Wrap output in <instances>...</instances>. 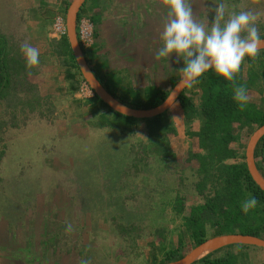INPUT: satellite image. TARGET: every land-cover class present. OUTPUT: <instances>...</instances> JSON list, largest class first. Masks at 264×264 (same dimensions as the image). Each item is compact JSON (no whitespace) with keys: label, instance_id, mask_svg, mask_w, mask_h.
I'll use <instances>...</instances> for the list:
<instances>
[{"label":"crops","instance_id":"crops-1","mask_svg":"<svg viewBox=\"0 0 264 264\" xmlns=\"http://www.w3.org/2000/svg\"><path fill=\"white\" fill-rule=\"evenodd\" d=\"M6 1V6L3 9L11 16L6 17L5 24L9 28L21 32L24 42L27 41L39 48V58L46 62L45 70L39 75V77H44L43 89L48 91L47 94L57 98L61 104V109L58 107L59 113L66 117L65 120L62 116L55 118L54 127H51L50 134L55 136L54 141H58L61 151L56 158V163H53L54 169L61 167L59 159L63 156L60 154L68 153L63 144L71 145L68 150L72 146L78 145L77 157L70 155L67 158L73 162L81 158V142H89L96 147V149L94 147L93 150H89L92 151V157L96 160L95 165L101 160L103 163L101 166L105 167L103 160L99 158V147L101 148L102 143L106 141L111 143L118 138L125 139L124 129L115 127L119 125L113 114L106 109H102L96 114L90 112L92 106L89 103L94 99L93 91L81 79L79 83L74 84L77 89L73 90L72 82L65 79V68L60 58L55 56L52 51L55 41L62 38L53 34L54 24L59 18L66 22L68 12L66 9L67 7L69 9L74 0ZM123 1L125 0H86L79 11L81 19L92 22L95 29L93 43L90 47H84L86 51L84 56L90 60V68L99 71L102 76L106 75L108 71L117 72L132 85H140L142 82V89L151 86L159 88L160 81L163 79H168L169 83H172L175 69L173 65L177 64V61L174 62L172 59L175 54L169 60L155 58V53L161 46L159 37L166 20V10L159 6V0H135V2L127 0L129 6L125 8L122 5ZM89 2L91 3L88 4ZM132 2L133 6H137V9L131 7ZM180 63L183 61L181 60ZM245 68L257 73L260 71L256 67L253 69L244 66L240 73ZM242 78L247 80L248 76L242 75ZM47 81L52 85L44 88ZM202 93L201 87L190 89V96H192L198 111L202 103ZM259 95V102H256V99H251L250 96L249 102L258 108H264V93L260 92ZM74 108L76 109L74 110ZM103 114L112 123L111 125L107 122L98 124L99 116ZM166 114H168L167 122L173 125L177 132L176 136L170 137L171 147L177 156L182 158L188 152L206 156L207 153L200 149L199 140L190 136L191 133L200 130L202 119L196 116L192 120H186L180 103H175ZM135 128H138V141H145L147 139L145 123L139 122L131 130ZM233 133L236 136V141L230 147L236 152V158L229 160L228 163H242L244 154L246 158L248 146L246 139L249 136V129L241 130L239 124H235ZM126 144V149H129L131 145L127 142ZM62 151L64 152L62 153ZM258 152L255 164L260 175L264 178V153L260 149ZM102 171L104 172L105 169ZM123 173L117 181V189L113 187L112 191H109L108 183H104L100 179L98 192L92 194V205L85 204L80 208L76 207V212H73L72 208L76 204L77 198L64 187L54 188L53 194H50L47 199L39 195L38 212L33 214L26 224H18L13 231H9L8 224H0V264H79L81 259L89 260L90 264H158L165 252L177 247L184 231V217L190 208L197 204V201L188 198L184 213L178 214L175 211L177 204L175 193L164 196L157 195L156 192L150 190L154 186V181L151 178L152 182L149 181L148 185L139 183L142 180L141 177L148 175L132 178L134 189H129L130 184H128L127 190H121L120 181L123 178ZM100 176L102 177V175ZM100 176L99 178H101ZM139 190L144 191V204L139 201ZM125 191L133 193L130 200L125 199L130 194L125 195ZM111 192H114V196L122 197L120 202L122 207L125 205L136 208L144 205L145 208H148L149 212L145 213L146 215H143V218L138 221L140 224H149V228L144 232L150 235L145 251L133 245L130 242L133 240L131 237L126 238L130 243L126 242L118 229L115 230V234L109 232V222L113 223L116 216H98V213L94 216L99 206L107 205L106 202L114 200V196H109ZM139 215L141 213L136 214L138 217ZM118 221L121 222V219ZM154 221L161 222V226L165 228L161 230L164 233L168 232L159 242H155L151 236L152 233L156 237L155 232L157 228H160L156 227ZM174 222L178 225H174ZM69 223L73 226L71 233L66 232ZM58 225H60V230ZM138 244L140 246L142 243L139 241ZM250 252L255 256L254 259L258 258L253 263L264 264V251Z\"/></svg>","mask_w":264,"mask_h":264},{"label":"trees","instance_id":"trees-1","mask_svg":"<svg viewBox=\"0 0 264 264\" xmlns=\"http://www.w3.org/2000/svg\"><path fill=\"white\" fill-rule=\"evenodd\" d=\"M80 19L79 13L77 22ZM260 37L262 39L264 35ZM81 49L85 55L86 51L82 45ZM10 50L8 37L0 33V103L13 90L16 83L15 77L26 72L25 59L11 57ZM52 51L60 58L65 68V79L71 81L72 89L76 90L74 84L79 83L80 79L83 82L85 80L75 60L67 34L55 41ZM86 59L89 64L90 60L87 57ZM246 63L252 64L253 69L259 66L260 70L259 73L250 72L247 80L242 78L240 72L237 74L235 83L246 86L248 92L260 78L259 76L264 75V50L260 51L255 61L246 59ZM92 71L112 97L134 110L147 111L157 108L170 95V92L163 91L156 86L136 89L117 72L108 71L102 76L99 71L95 69ZM176 84L177 82L173 80L172 90ZM200 87L203 93L198 111L190 96V89ZM217 87H219L218 91ZM233 96L232 83L223 81L211 71L205 73L199 79L198 84L191 88L187 87L180 95L176 103H180L186 120H192L196 116L202 119L200 130L191 133L190 136L196 137L199 140L200 149L207 153L206 156H202L188 152L183 157L185 161L188 164L196 163V166L190 165L189 169H183L180 166L179 161L182 158L178 157L171 147L170 137L176 136L177 132L173 125L164 122L166 112L155 118L140 120L113 111L95 93L92 103H89L92 106L90 112L93 114L102 109L112 113L119 125L115 127H122L124 132H131V128L137 126L139 122H144L146 125L150 147L147 150L143 149L142 143L140 146L131 145L129 147L130 160L120 181L121 190H127L128 184H130L129 189H134L132 178L148 175L147 177L153 178L154 181V186L150 190L156 192L157 195L176 194L175 211L178 214L184 213L189 196H196L200 199V202L193 205L184 217V231L177 247L165 252L158 264L181 260L184 257V241L190 240L194 248L198 247L209 239V228L213 231L212 237L239 234L264 239V192L251 177L245 154L242 156L244 160L242 163H228L229 160L236 158V152L230 147L236 141L233 133L234 125L239 124L241 130L249 129L250 138L264 125V108H258L248 101L244 110L241 111ZM105 116L104 114L99 116L98 124L107 122L111 125L112 123ZM259 149L264 153V137L259 141L255 152L256 158ZM170 178L175 179V183ZM129 193L125 191V195L129 194L125 199L132 198L133 193L131 191ZM249 194L256 198L257 206L245 214L241 205L249 198ZM132 209L135 215L149 212L144 205ZM117 219L119 220V217L114 218L115 227L124 239L142 235L149 228V224H140L137 221L122 225L123 222ZM157 234L160 238L164 237L163 230L157 231ZM250 251H264V249L247 245H229L193 264H242L241 259H248Z\"/></svg>","mask_w":264,"mask_h":264},{"label":"rangeland","instance_id":"rangeland-1","mask_svg":"<svg viewBox=\"0 0 264 264\" xmlns=\"http://www.w3.org/2000/svg\"><path fill=\"white\" fill-rule=\"evenodd\" d=\"M132 1L135 2V0ZM6 2V0H0V33L8 37L11 46V57L22 59L23 54L20 45L24 42V39L22 38L21 32L15 31L5 24L4 20H6V17L11 16L9 12L3 9V7L6 6ZM226 2L230 7H234L236 11L251 8L260 12L261 16L257 23V27L260 36L264 35V0H226ZM90 3L91 2L88 4ZM218 3L219 0H191L195 18L197 20L207 19L211 23L214 15L213 9ZM127 4H129V1L125 0L122 5L125 8L129 6ZM131 7L137 9V6H133V2ZM172 59H174V62L176 61L175 55ZM173 66L175 68L173 71L174 80L177 82L180 79L179 70L184 67V64L179 62L177 64L174 63ZM45 67L46 62L39 58V65L32 69L31 75L22 72L21 75L15 77L16 83L14 84L13 90H11L0 103V224H8L7 228L9 231L15 230L18 224H26L31 216L38 212V196L42 195L41 197L47 199L50 194H53V189L58 186L68 189L69 192L77 198L76 204L72 208L73 212L77 211L76 207L80 208L85 206V204L92 205V194L93 192H98L100 179H102L104 183H108V186H110L109 191H112L113 187L117 189V181L121 178L129 161L126 142L130 145L137 146H140L142 143L143 149L146 150L150 147L148 138L145 141H138V128H135L131 132H124L125 139L118 138L113 142L111 141V143L106 141L102 143L101 148L99 147V158L102 159L105 164V167H102L103 165L101 166V164L103 163L101 160L95 165L96 160L92 157V151H89L93 150L95 147L92 143L81 142V158L73 162L67 158L70 155L77 157L78 152L76 151H79L78 145L72 146V148L68 150L71 145L65 146L63 144L66 149L65 151H68V153L60 154L63 156L59 159L61 167L54 169L53 163H56V158L61 151L58 146V141H54L55 136L53 134L51 135L50 132L52 131L51 127H54V122L56 121L54 119L62 115L59 113V108L61 107L60 102L53 95L47 94V90L43 89L42 84H44V77H39V75L40 72L45 70ZM258 67L259 66H257L256 69ZM246 69L247 68L241 73L247 77L252 70L249 68ZM45 84L46 86L44 88H47L48 85H52V83L48 81ZM142 85L143 83L141 82L140 85L134 84L133 86H135L136 89H142ZM160 85L159 88L161 90L171 93L172 87L168 79L160 81ZM260 92L264 93V75L257 79L256 83L251 87L249 96L253 100L256 99V102H259ZM75 109L76 108H74V110ZM62 117L64 120L66 119L65 115ZM167 121L168 114H165L164 122L169 125L170 123ZM55 129L57 130L56 127ZM248 141L249 136L246 139V143H248ZM63 152L64 151H62V153ZM185 160L186 159L182 157L179 161L183 169H189L190 165L196 166V163L193 162L188 164ZM102 169H105V171L103 172ZM100 175H102V177ZM99 176L101 178H99ZM141 178L142 180H140L139 183L146 185L149 184V181L152 182L151 179H153L149 177ZM170 179L175 183V179ZM119 194L122 195L121 192H119ZM109 196H114V192H111ZM120 197L121 196L117 197L116 195L113 198L114 200L106 202L107 205L104 204V206H99L95 214L93 213L94 216L96 213H98V216H116L121 219V222H123L122 225H127L130 224L132 220H137L138 222L143 218V215H146V212H141V215L138 217L132 213V207H122L120 203L122 197ZM138 198L139 201L144 204V191L139 190ZM188 198L192 199V201L196 200L197 203L200 202V199L196 196H189ZM134 200L137 201L136 198H134ZM188 201L191 202V200ZM112 222L113 223L109 222V232L115 234V230L118 228L115 227L114 221ZM154 224L156 227H160L157 228L156 232L165 229L161 226V222L157 223L154 221ZM173 224L176 225L177 223L174 222ZM59 226L60 225H58V228ZM156 232V237H154L152 233L151 236L154 238L155 242H159L161 238ZM167 234L168 232L164 233L165 236ZM212 235L213 231L209 228V239L214 238ZM149 238L150 235L148 233H142V235L140 234L133 237L132 239L134 240H130V242L145 251ZM125 241L130 243L129 239ZM139 241L142 243L140 246L138 244ZM184 242L185 247L183 249V255L185 256L189 254L194 247L190 240H185ZM249 253L250 256L248 259H241L242 264H255L253 263L254 260H258V258L254 259L255 256L252 255L251 252Z\"/></svg>","mask_w":264,"mask_h":264},{"label":"clouds","instance_id":"clouds-1","mask_svg":"<svg viewBox=\"0 0 264 264\" xmlns=\"http://www.w3.org/2000/svg\"><path fill=\"white\" fill-rule=\"evenodd\" d=\"M159 6L166 10L167 16L155 58L169 60L175 54L177 63L183 61L178 87L191 88L211 71L216 77L232 83L233 98L243 111L249 95L246 86L237 85L235 81L242 65L252 67L246 59L255 61L264 49V39L257 27L261 13L251 8L236 11L226 0H219L210 23L207 19L195 18L191 0H159ZM20 48L26 73L31 75L32 69L39 65L40 50L27 41ZM256 206L257 200L250 194L241 205L245 214ZM72 231L73 226L67 224L66 232ZM79 264H90V261L81 259Z\"/></svg>","mask_w":264,"mask_h":264},{"label":"water","instance_id":"water-1","mask_svg":"<svg viewBox=\"0 0 264 264\" xmlns=\"http://www.w3.org/2000/svg\"><path fill=\"white\" fill-rule=\"evenodd\" d=\"M85 1L86 0H74L68 9L67 19H66L67 38L70 43L71 49L73 51L77 65L80 69V72L85 82L105 104H107L113 111L121 115L135 119L145 120V119L155 118L167 112L177 102L180 95L187 89V87L183 85L178 87L179 82L173 88L170 95L163 104H161L157 108L143 111V110H134L122 104L119 100L112 97L108 93V91L104 88V86L101 84V82L97 79L96 75L90 68L87 59L84 56V53L79 45L77 32H76L77 16L79 14L81 7L84 5ZM262 50L264 49H261V51ZM263 137H264V125L260 127L258 130H256L250 137L246 149V164L252 179L264 192V178L260 175L255 164V148L258 142ZM229 245H247V246H254L264 249V239H260L248 235H239V234L217 236L208 239L198 247L194 248L189 254L185 255L181 260L168 264H193L198 260L206 257L208 254ZM209 249L210 251L207 254L201 256L206 250Z\"/></svg>","mask_w":264,"mask_h":264},{"label":"built area","instance_id":"built-area-1","mask_svg":"<svg viewBox=\"0 0 264 264\" xmlns=\"http://www.w3.org/2000/svg\"><path fill=\"white\" fill-rule=\"evenodd\" d=\"M94 25L92 22L81 19L77 22V38L79 45L87 48L90 47L94 41ZM53 34L62 37L67 34L66 22L64 19H57L53 27Z\"/></svg>","mask_w":264,"mask_h":264},{"label":"bare ground","instance_id":"bare-ground-1","mask_svg":"<svg viewBox=\"0 0 264 264\" xmlns=\"http://www.w3.org/2000/svg\"><path fill=\"white\" fill-rule=\"evenodd\" d=\"M209 251H210V249H209V250H206L201 256L207 254ZM201 256H200V257H201Z\"/></svg>","mask_w":264,"mask_h":264}]
</instances>
